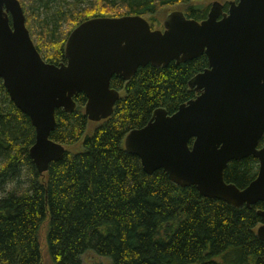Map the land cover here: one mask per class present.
<instances>
[{
    "label": "trees",
    "instance_id": "trees-1",
    "mask_svg": "<svg viewBox=\"0 0 264 264\" xmlns=\"http://www.w3.org/2000/svg\"><path fill=\"white\" fill-rule=\"evenodd\" d=\"M19 1L36 49L55 65L65 62L66 38L86 20L140 15L157 29L167 7L178 6L197 21L209 9L200 0H38L45 14L33 30L28 1ZM206 67L201 55L141 67L126 82L113 77L110 86L120 98L112 115L92 129L85 96L74 97L72 113L55 111L50 133L65 147L64 157L43 173L29 156L34 128L0 79V264H41L43 256L50 264H83L88 258L93 264H264V240L256 233L264 203L234 207L201 197L193 186L174 184L163 170L144 173L124 148L126 134L144 127L156 109L172 115L195 98L188 82ZM257 170V160L248 157L229 162L223 176L243 189Z\"/></svg>",
    "mask_w": 264,
    "mask_h": 264
},
{
    "label": "water",
    "instance_id": "water-1",
    "mask_svg": "<svg viewBox=\"0 0 264 264\" xmlns=\"http://www.w3.org/2000/svg\"><path fill=\"white\" fill-rule=\"evenodd\" d=\"M214 1L197 21L168 13L162 29L140 15L97 17L75 27L65 41V62L40 56L19 0H0V79L11 102L25 114L35 140L29 156L39 173L63 159L66 149L50 139L55 111L72 113L74 97L86 98L91 122L109 118L120 98L113 77L129 81L141 67H166L205 55L207 67L188 86L195 98L172 115L156 109L142 128L124 138L144 173L163 170L181 188L201 197L250 208L264 203V0ZM190 140H193L189 146ZM253 157L256 177L243 189L224 180L231 161ZM257 237L264 240V209Z\"/></svg>",
    "mask_w": 264,
    "mask_h": 264
},
{
    "label": "rangeland",
    "instance_id": "rangeland-1",
    "mask_svg": "<svg viewBox=\"0 0 264 264\" xmlns=\"http://www.w3.org/2000/svg\"><path fill=\"white\" fill-rule=\"evenodd\" d=\"M27 1H28L27 7H26L27 13L30 14L32 16L33 20L35 21L34 22V26L35 27H33V30H34L35 28L36 29L38 28V24H37L36 21L39 20V19H42L44 17V14H45L44 11L45 10H44V7H42V6L38 7V0H27ZM59 1L60 0H56V3H58ZM214 1H218L221 4H224V3L228 2V1H231V0H200L199 3L202 4V5L210 6L211 3L214 2ZM54 4H55V2L52 3V4H49V5L52 6ZM175 10H180V9H179L178 6H170V7H167L164 11H160L158 18L160 19L161 26H162V22H163L164 17L168 13H170L172 11H175ZM66 27H67L66 23L63 22L62 23V28L65 29ZM157 29H162V28H157ZM96 125H97L96 122H92L91 125H90V129L94 128ZM94 261H96V260H94L93 258L84 259L83 260V264H93ZM41 264H50L46 256L42 257Z\"/></svg>",
    "mask_w": 264,
    "mask_h": 264
},
{
    "label": "flooded vegetation",
    "instance_id": "flooded-vegetation-1",
    "mask_svg": "<svg viewBox=\"0 0 264 264\" xmlns=\"http://www.w3.org/2000/svg\"><path fill=\"white\" fill-rule=\"evenodd\" d=\"M231 1H234V0H231ZM231 1H228V2H227V5H228V3L231 2ZM223 6H224L223 11L226 12V11H227V7L225 6V3L223 4ZM208 10H209V9H208ZM207 13H208V12H207ZM206 17H207V16H206ZM30 36H31V35H30ZM119 79H120V78H119ZM98 123H99V122H98Z\"/></svg>",
    "mask_w": 264,
    "mask_h": 264
},
{
    "label": "bare ground",
    "instance_id": "bare-ground-1",
    "mask_svg": "<svg viewBox=\"0 0 264 264\" xmlns=\"http://www.w3.org/2000/svg\"><path fill=\"white\" fill-rule=\"evenodd\" d=\"M35 131V130H34Z\"/></svg>",
    "mask_w": 264,
    "mask_h": 264
}]
</instances>
